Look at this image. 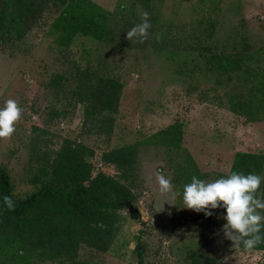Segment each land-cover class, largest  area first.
Wrapping results in <instances>:
<instances>
[{
    "label": "rangeland",
    "instance_id": "obj_1",
    "mask_svg": "<svg viewBox=\"0 0 264 264\" xmlns=\"http://www.w3.org/2000/svg\"><path fill=\"white\" fill-rule=\"evenodd\" d=\"M91 1L113 15L116 41L59 44L57 10L27 33L0 29V108L12 99L23 109L11 139H0V168L24 199L43 185L36 155H52L64 141L85 145L94 152L92 178L123 179L135 208H118L113 229L105 209L80 203L91 228L108 231L106 251L61 235L69 227L24 223L23 237L0 241V264H264V250L225 238L224 208L208 217L183 204L193 176L212 182L230 173L239 152L264 154V0ZM145 11L153 39L140 46L120 30ZM88 59L123 83L109 137L89 131L85 107L71 97L77 65ZM134 145L133 168L102 162L104 152ZM157 173L171 179L174 199L159 192Z\"/></svg>",
    "mask_w": 264,
    "mask_h": 264
},
{
    "label": "trees",
    "instance_id": "obj_2",
    "mask_svg": "<svg viewBox=\"0 0 264 264\" xmlns=\"http://www.w3.org/2000/svg\"><path fill=\"white\" fill-rule=\"evenodd\" d=\"M151 1L148 0L149 3ZM47 10L59 12L51 29L61 45L70 47L78 36L99 42L116 41L118 38L113 15L91 0H0V29L18 27L27 33L34 26L40 25L43 13ZM152 11L154 10H150V15L153 17ZM150 22L153 27L151 18ZM139 23L141 16L133 15L122 24L120 33H126ZM152 27L149 29L151 34L148 40L143 43L146 46L153 39ZM213 30L210 26L207 34L209 38L212 37ZM206 47L210 49V45ZM232 61L238 66L237 60ZM105 66L101 63L94 64L92 59H88L85 65H77L79 79L71 93V97L85 107L86 127L98 137H109L114 124L112 114L118 111L123 91V83L110 76L105 71ZM135 149L134 145L104 152L102 162L124 169L133 168L136 165ZM93 154L88 146L64 141L52 155L47 152L42 158L36 155L32 163H36L38 171L44 175V179L40 180L43 185L24 199H18L13 194L9 176L0 168V241L23 237L24 232L20 231L24 223L35 225L38 220H42L43 228L53 226V223L56 227H69L61 235L76 240L81 238L80 240L89 241L92 246L106 251L110 237L107 236L108 231L91 228L86 221L87 213L80 215V203H87L86 206L93 204L98 211L105 209L109 214V225H113L114 229L120 220L118 208H135L134 195L130 186L121 183L123 179L117 180L105 173L92 178V165L87 158ZM42 161L52 162L51 165H42ZM232 172L245 175L254 173L264 177V154L239 152L230 173L224 175V178ZM37 177L36 174L35 178ZM5 196L12 198L14 210H8L4 204ZM257 197L264 199V181ZM261 235H264V229ZM137 249L141 255L143 251L140 243L137 244ZM254 249L264 250V243ZM140 264H144L143 260H140Z\"/></svg>",
    "mask_w": 264,
    "mask_h": 264
},
{
    "label": "clouds",
    "instance_id": "obj_3",
    "mask_svg": "<svg viewBox=\"0 0 264 264\" xmlns=\"http://www.w3.org/2000/svg\"><path fill=\"white\" fill-rule=\"evenodd\" d=\"M151 27L150 15L145 11L141 13V23L127 31L126 39L143 44L149 38ZM22 113L23 109L17 101L9 99L5 102L0 108V139H11ZM156 181L162 195L175 198L170 178L157 173ZM262 181L264 177L254 173L232 172L226 178L212 182L193 176L191 183L183 189L184 208L204 212L208 217L213 215L211 210L226 209V216L222 217L226 220L222 228L225 238L231 240L235 248L243 245L245 250H252L264 243V235H261L264 229V199L257 197ZM3 200L8 210H14L10 196H5Z\"/></svg>",
    "mask_w": 264,
    "mask_h": 264
}]
</instances>
